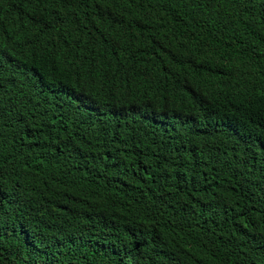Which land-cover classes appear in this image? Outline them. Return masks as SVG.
<instances>
[{"label": "trees", "instance_id": "trees-1", "mask_svg": "<svg viewBox=\"0 0 264 264\" xmlns=\"http://www.w3.org/2000/svg\"><path fill=\"white\" fill-rule=\"evenodd\" d=\"M0 264H264V0H0Z\"/></svg>", "mask_w": 264, "mask_h": 264}]
</instances>
